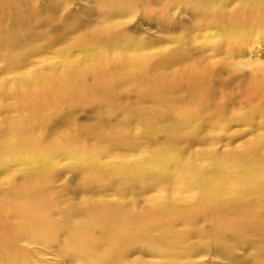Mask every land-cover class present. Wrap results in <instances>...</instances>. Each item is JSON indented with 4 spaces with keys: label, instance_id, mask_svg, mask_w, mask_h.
I'll use <instances>...</instances> for the list:
<instances>
[{
    "label": "bare ground",
    "instance_id": "obj_1",
    "mask_svg": "<svg viewBox=\"0 0 264 264\" xmlns=\"http://www.w3.org/2000/svg\"><path fill=\"white\" fill-rule=\"evenodd\" d=\"M80 4L85 22L69 0H0V264H121L150 237L177 257L228 230L264 239V0ZM127 10L161 34L136 36ZM235 123L248 138L231 146ZM144 146L150 160L132 157ZM59 156L81 183L53 184ZM150 178L198 198L140 210L133 183Z\"/></svg>",
    "mask_w": 264,
    "mask_h": 264
},
{
    "label": "rangeland",
    "instance_id": "obj_2",
    "mask_svg": "<svg viewBox=\"0 0 264 264\" xmlns=\"http://www.w3.org/2000/svg\"><path fill=\"white\" fill-rule=\"evenodd\" d=\"M59 0H55V2H58ZM73 3V5L69 6L68 9L70 11H73V16L79 20L85 22L86 19V9H83L84 6L80 4V0H69V3ZM82 8V9H81ZM49 13L52 15L53 13L49 11ZM133 13L129 10L124 11V14L122 15L121 23L126 24L127 28L131 29L136 36L146 35V34H155L160 33V28L157 27V25L154 22H145L142 20V17L138 15L137 17L131 18ZM156 15L152 14V17L154 18ZM183 15H181L182 17ZM184 19V17H183ZM262 41V40H260ZM241 52V51H240ZM258 55L261 56V58H264V48L262 47L259 49ZM64 59V58H62ZM62 59L60 62H62ZM221 59V58H220ZM215 59L214 61H216ZM220 61V60H217ZM46 63L44 68H49L52 66V62L50 65H47ZM0 63V82L8 80L10 81V75H8L9 70H6L1 66ZM40 66H35V68L31 69L29 72L34 73L35 75H39ZM22 71V70H21ZM20 71V72H21ZM24 73H27V70L22 71ZM12 81V80H11ZM78 120L82 122L83 117L79 116ZM90 124L87 123V126ZM49 130H51V126H49ZM201 130L203 131L202 136L206 134L205 131L211 130L210 128H204L202 127ZM205 130V131H204ZM138 132V131H136ZM232 136V144L231 146H234L239 143H244L246 141V138H248V134H246V129L241 126L239 123H235L231 126L230 131L226 134V136ZM230 137H228L229 139ZM228 142V141H227ZM204 143H207L204 142ZM141 148V147H140ZM144 149H137L132 152V157L135 159H139L138 161H148L151 158L152 152H155L154 148H149L147 146L142 147ZM206 148V147H204ZM111 159V158H110ZM108 160V159H106ZM112 163H117L116 161H119V159L112 158ZM54 163L56 165V175L52 179L53 184H79L82 182L81 179L76 180L75 177L72 174V170L70 169L69 164L67 162L63 161V158L57 157L54 159ZM137 167L139 166L138 163L135 164ZM173 170V168H171ZM12 178H5L3 181H11ZM162 184H156L151 178L147 181V183L143 184L140 180H135L133 183V190L134 195L132 196V200L134 201V204H136V207L138 209H142L146 205H149L151 209L154 208L155 202H164V203H175L178 199H186L192 198L197 199L198 195L196 191H189L184 193L180 191V193L177 192L178 184H172L171 182H168L167 178L161 180ZM115 193H105L103 196H110V198L114 197ZM102 196V197H103ZM236 196V195H235ZM163 198V199H162ZM237 197H227L224 198L222 202H229L234 200ZM246 199L248 197L245 196ZM148 203V204H147ZM140 209V210H141ZM256 212V210H255ZM250 214H254L251 212ZM227 215L229 216V220L232 221V213H221V216ZM158 222V219H154ZM238 219H236L237 221ZM155 223V222H154ZM198 226L199 227H206L208 228L210 226V223L205 221L203 218L198 219ZM182 229L181 225H178L176 227V231ZM209 241V252H207L206 249L200 250L198 253L193 251H181L183 253H177V257L174 256L172 252H168V245L167 242H164V240H158L156 241L155 237H150L147 240H142L138 245H136L133 249V253L131 255H127L122 257L121 264H124L125 261H129L131 264H264V239L259 236H254L252 233H247L244 235H238L234 231H229L225 234L223 238V245L214 244L211 240V238L205 237V242L207 243V239ZM197 238H192L187 244H197L198 242ZM124 258L126 260H124ZM178 258V260H177ZM70 261V260H69ZM64 262L61 264H77L74 261L73 262ZM55 264H60L59 262Z\"/></svg>",
    "mask_w": 264,
    "mask_h": 264
}]
</instances>
